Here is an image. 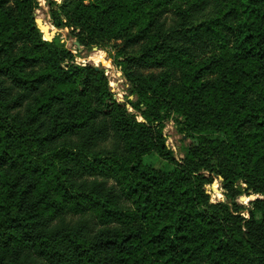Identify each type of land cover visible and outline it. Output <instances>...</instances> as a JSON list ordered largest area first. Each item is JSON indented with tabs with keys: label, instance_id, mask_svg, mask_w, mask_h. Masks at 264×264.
Wrapping results in <instances>:
<instances>
[{
	"label": "trees",
	"instance_id": "1",
	"mask_svg": "<svg viewBox=\"0 0 264 264\" xmlns=\"http://www.w3.org/2000/svg\"><path fill=\"white\" fill-rule=\"evenodd\" d=\"M48 4L133 100L0 0V264H264V0Z\"/></svg>",
	"mask_w": 264,
	"mask_h": 264
},
{
	"label": "rangeland",
	"instance_id": "2",
	"mask_svg": "<svg viewBox=\"0 0 264 264\" xmlns=\"http://www.w3.org/2000/svg\"><path fill=\"white\" fill-rule=\"evenodd\" d=\"M49 0H38V8L35 12L36 20L40 23L41 32L46 40L48 37H53L52 32L57 31L61 38L65 41L67 47L71 49L76 56V63L79 65L91 64L96 67L104 69L105 74L109 78L110 87L115 94V97L121 103H126L128 100H133V97L129 94V84L124 78L123 73L115 66L110 49H97L92 50L84 49L80 51L75 44V39H72L68 29H56L52 23L49 10ZM61 2V0H55ZM93 57V58H92ZM101 60V61H100ZM133 111V110H132ZM134 112V111H133ZM165 136L167 137V145L172 151H174L176 160L181 161L183 159L182 147L189 145L192 139L186 138L178 131L174 121H168L165 129ZM148 164L158 169L172 170L173 165L169 164L165 160L161 159L157 155H151L146 158ZM208 194L213 202L224 201L225 197L219 189L218 182H215L212 186L207 187ZM221 196H220V195ZM255 195L242 196L240 198L241 203L249 206L250 201L255 200Z\"/></svg>",
	"mask_w": 264,
	"mask_h": 264
},
{
	"label": "water",
	"instance_id": "3",
	"mask_svg": "<svg viewBox=\"0 0 264 264\" xmlns=\"http://www.w3.org/2000/svg\"><path fill=\"white\" fill-rule=\"evenodd\" d=\"M36 22H37V24H38L39 29L41 30L40 23H39L37 20H36ZM57 30H58V29H57ZM52 35H53V37H48L49 40H51L52 38H54V37H56L57 35H59V33H58L57 31H56V32L53 31V32H52ZM62 42L65 43L64 40H62ZM75 44H76V46L78 47V49H79L80 51L83 50L81 44H80L78 41H75Z\"/></svg>",
	"mask_w": 264,
	"mask_h": 264
},
{
	"label": "bare ground",
	"instance_id": "4",
	"mask_svg": "<svg viewBox=\"0 0 264 264\" xmlns=\"http://www.w3.org/2000/svg\"><path fill=\"white\" fill-rule=\"evenodd\" d=\"M93 58V57H92Z\"/></svg>",
	"mask_w": 264,
	"mask_h": 264
},
{
	"label": "built area",
	"instance_id": "5",
	"mask_svg": "<svg viewBox=\"0 0 264 264\" xmlns=\"http://www.w3.org/2000/svg\"><path fill=\"white\" fill-rule=\"evenodd\" d=\"M78 64V63H77Z\"/></svg>",
	"mask_w": 264,
	"mask_h": 264
}]
</instances>
